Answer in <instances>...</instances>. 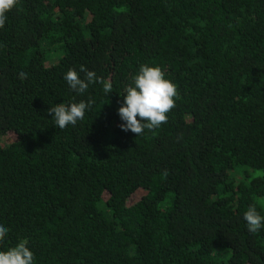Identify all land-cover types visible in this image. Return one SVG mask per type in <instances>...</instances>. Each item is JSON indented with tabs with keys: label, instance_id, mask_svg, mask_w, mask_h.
Instances as JSON below:
<instances>
[{
	"label": "trees",
	"instance_id": "1",
	"mask_svg": "<svg viewBox=\"0 0 264 264\" xmlns=\"http://www.w3.org/2000/svg\"><path fill=\"white\" fill-rule=\"evenodd\" d=\"M6 16L0 250L24 242L34 264H264V227L243 219L250 206L264 217V0H17ZM142 64L177 96L137 135L117 110ZM81 66L111 90H71L63 76ZM80 101L84 118L57 128L48 109Z\"/></svg>",
	"mask_w": 264,
	"mask_h": 264
},
{
	"label": "clouds",
	"instance_id": "2",
	"mask_svg": "<svg viewBox=\"0 0 264 264\" xmlns=\"http://www.w3.org/2000/svg\"><path fill=\"white\" fill-rule=\"evenodd\" d=\"M17 0H0V28H3L7 19L6 14L15 7ZM80 73L69 69L63 76L71 90L83 94L89 85L99 82L103 84L105 92L111 90V84L102 81L94 71L83 66ZM26 76V73L21 74ZM177 96L176 85L165 78V73L160 66L142 64L133 76L131 83L124 88L123 101L117 112L122 123L121 130L131 131L141 135L144 129L159 128L168 119L167 113L175 107ZM91 107V101H80L69 104L59 103L48 109L54 120L55 126L64 129L68 125H75L84 118L85 112ZM139 117V119L137 118ZM243 219L249 232H257L264 227L262 217L255 207H249L243 213ZM9 232L8 227L0 222V241H3ZM0 264H34V254L21 242L7 250H0Z\"/></svg>",
	"mask_w": 264,
	"mask_h": 264
},
{
	"label": "rangeland",
	"instance_id": "3",
	"mask_svg": "<svg viewBox=\"0 0 264 264\" xmlns=\"http://www.w3.org/2000/svg\"><path fill=\"white\" fill-rule=\"evenodd\" d=\"M143 195H145V192L140 190L136 194H134L129 201V205L134 204L137 202ZM259 204L264 208V196L258 199Z\"/></svg>",
	"mask_w": 264,
	"mask_h": 264
}]
</instances>
